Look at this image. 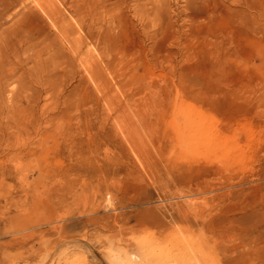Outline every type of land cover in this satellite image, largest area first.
I'll list each match as a JSON object with an SVG mask.
<instances>
[{"label":"rangeland","instance_id":"rangeland-1","mask_svg":"<svg viewBox=\"0 0 264 264\" xmlns=\"http://www.w3.org/2000/svg\"><path fill=\"white\" fill-rule=\"evenodd\" d=\"M106 1L104 9L119 14L116 45L124 56L104 57L96 76L91 63L78 56L80 50L96 51L84 31L79 32L86 43L75 49L59 36L55 15L29 16L31 5L14 6L0 20V45L3 34L18 26L27 40L33 35L41 40L39 106L46 105L45 113L55 108L54 115L40 117L39 137L4 144L10 165L21 162L11 172L33 182L36 169L51 170L45 180L54 184L56 226L92 216L107 192L112 209L159 216L160 226L125 232L123 249L140 257L125 264H264V17L233 0H161L166 13L149 25L146 1ZM55 2L69 20L66 6ZM87 14L84 9L80 14L85 23ZM143 22L153 42L145 38ZM12 45L18 53L7 65L19 68V77L25 71L28 80L36 48L13 41L9 49ZM53 50L51 71L46 66ZM20 149L36 153L15 160ZM15 181L0 184V211L9 215L30 209L32 200L18 192ZM48 190L44 183L42 196ZM176 202L188 205L198 225L170 220ZM28 213L23 218H31ZM35 230L23 220L0 221V262L9 264L22 251L16 241ZM65 235L84 243L55 248L54 264H97L85 251L110 249L108 233L93 226L77 223ZM58 237L56 232L43 241ZM39 245L44 249L47 243Z\"/></svg>","mask_w":264,"mask_h":264},{"label":"bare ground","instance_id":"bare-ground-1","mask_svg":"<svg viewBox=\"0 0 264 264\" xmlns=\"http://www.w3.org/2000/svg\"><path fill=\"white\" fill-rule=\"evenodd\" d=\"M137 1V0H134ZM146 1V6L150 5L152 14H147L145 19L147 23H152L158 19H162L163 15L166 13V6H164L161 0H143ZM62 6H66V10L70 15V19L64 16L62 9L57 5L55 0H0V20L4 19L7 11L14 7L19 6V8L25 9L26 5H31L28 10L29 16L36 15L39 16L42 13L50 20L53 19L55 15V21L59 26V36L63 37L71 48L79 49L81 45L86 42L84 37L80 35V30L85 35L90 43H95V50L90 51L86 49L85 52L80 50L78 56H84L86 60L91 63L92 74L97 75V72L102 71V66L99 61H102L104 57L114 52L112 56L113 60H121L124 56L119 51L120 48L117 43H119L120 34L118 32V26L115 23L116 18L119 14L110 13V10L104 9L106 0H99L98 3L94 4H83L79 6L74 5V0H60ZM237 5L243 3L252 11L257 14V17H264V0H233ZM67 3V4H65ZM87 11L89 14V20L87 23L83 21L80 17L82 10ZM107 10V11H106ZM23 19L27 18L25 13H20ZM86 14V13H85ZM101 14L99 17L97 15ZM18 15V14H16ZM106 16L110 19L111 24L106 23ZM74 17H78L74 19ZM156 17L157 19H154ZM104 23V27L101 26ZM144 23V22H143ZM99 24V25H97ZM145 26V27H144ZM142 26L145 38H148L152 42L154 41V34L149 30L146 31V24ZM158 26H162V22L159 21ZM116 30V31H115ZM110 31V32H109ZM112 33V34H111ZM157 34V33H156ZM155 34V36H156ZM68 37H71L68 40ZM153 38V39H152ZM27 32L21 27H17L14 31L3 34V43L0 45V119L2 123L0 124V184L6 179H16V188L18 192H21L26 198L30 195L31 203L29 204L30 209H25L24 212L31 216V218H23L24 212L22 214L9 215V212L0 211V221L7 222L9 220H20L26 221L28 228H36L34 232L28 235L27 239L16 241L17 244H21V250L15 256L12 257L9 264H29L32 261L38 260L37 264H54L55 248L68 241H76L80 244L84 242L79 239H73V237H68L65 235V229L76 227L77 223H81L85 226H93L101 231H106L108 236L105 238L106 244L109 245V250H100L94 252L92 250L85 251L87 254L91 255L93 261L97 264H122L124 262H134V260H139L140 257L136 252H127L123 247L124 234L127 231L134 230L136 227H150V226H160L163 221L159 216L154 214V216L149 215L146 212L134 211L124 212L119 211L116 208L112 209L110 199L111 196L109 192L106 193L102 203L94 205L91 209L92 216H89L82 222H72L66 227L55 225V196L53 191V182L51 180H45L48 172H44L41 169H36L38 172V177L33 182H28L25 176L17 177L16 174L11 172V169H17L21 162H17V165L11 166V157L7 156L5 152L7 148L6 144L9 140L16 139L17 137H27L30 134L39 137L40 127V117L45 113L46 105H40V94H41V74L43 72V63L39 61L40 55L37 49L41 43V40L37 35L31 36L29 40ZM147 39V40H148ZM13 41L17 43H24L25 45L30 44L33 48H36V57L33 61L34 68L33 73L29 75L28 80L23 79V75L26 74L25 71L21 73V76H17L16 73L19 68L15 67L14 64L7 65V59L10 56H16L18 50H16L13 45L9 49ZM54 44L51 46L53 49ZM61 47V45H60ZM68 48V50L70 49ZM60 51V49H57ZM57 51V52H58ZM52 58L49 60L50 65L47 64L46 69L51 71L55 70V50L52 51ZM111 55V54H110ZM112 60V59H111ZM112 60V61H113ZM123 60V59H122ZM108 67V63L106 65ZM27 76V75H26ZM16 85V86H15ZM55 108H50L47 113V117L54 115ZM28 119H31L29 121ZM48 119V118H47ZM152 127H154L152 125ZM33 150V151H32ZM17 158L19 160L24 156L36 153L34 149H28L22 151L20 149L17 151ZM44 181V182H43ZM44 183H49V190L47 196H42L44 193L41 191ZM140 205L143 203H139ZM137 206V204H135ZM187 204L183 202H176L175 207L170 208L173 213H168L170 220L174 222H192L191 224L198 225V219L194 215H189L187 209H185ZM111 209L112 213H109ZM103 211L104 214L98 215L99 211ZM171 212V211H169ZM164 213V211H163ZM133 222V224H131ZM203 224V223H202ZM21 227V226H19ZM43 228V229H41ZM11 229V230H17ZM58 232L59 237L55 241V238L43 241L45 237L54 236ZM30 244L27 242L32 241ZM23 243L25 245H23ZM26 243L29 247H26ZM47 243V246L43 249L39 244ZM37 245V247L35 246ZM115 249V250H112ZM101 256V258H100ZM104 259V262L101 259ZM4 261V260H1ZM0 264H4L0 262Z\"/></svg>","mask_w":264,"mask_h":264}]
</instances>
